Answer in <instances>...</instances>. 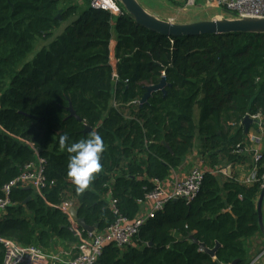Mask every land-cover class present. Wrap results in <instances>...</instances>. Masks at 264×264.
<instances>
[{
  "label": "trees",
  "instance_id": "obj_1",
  "mask_svg": "<svg viewBox=\"0 0 264 264\" xmlns=\"http://www.w3.org/2000/svg\"><path fill=\"white\" fill-rule=\"evenodd\" d=\"M138 2L152 12V4ZM117 4L122 14L113 18L87 2L0 0V196L38 159L45 176L38 192L10 191L0 238L46 254L60 246L68 252L78 245L79 228L60 208L63 202L75 203L78 218L99 232L117 218L110 200L119 215L133 220L139 201L167 180L198 141L208 170L196 196L189 203H166L130 246H106L96 264H248L247 242L261 232V190L258 183L238 182L235 174L214 172L244 164L237 151L245 143L246 116H257L264 129V34L164 37L137 25ZM59 29L18 68L36 42H47ZM162 79L164 89L141 104L146 89ZM69 105L80 121L70 116ZM86 128L100 133L105 151L102 170L79 193L59 138L79 141L90 132ZM189 234L207 249L218 244L215 258ZM3 256L0 244V264Z\"/></svg>",
  "mask_w": 264,
  "mask_h": 264
},
{
  "label": "built area",
  "instance_id": "obj_2",
  "mask_svg": "<svg viewBox=\"0 0 264 264\" xmlns=\"http://www.w3.org/2000/svg\"><path fill=\"white\" fill-rule=\"evenodd\" d=\"M86 1L90 8L106 11L113 18L122 14L116 0ZM197 1L185 0V4L190 8L197 6ZM203 2L208 8H217L228 13L229 19H264V0H203ZM183 6L185 5L183 4ZM167 21L173 23L172 19H167ZM250 118L258 119L257 116ZM247 150V146L243 143L242 146H238L237 153L242 155ZM261 159V152L255 151L251 156L249 168L244 169L243 164H238L236 180L246 186L258 183L262 191L264 189V165H260ZM203 178L204 170L196 167L189 170L185 179L172 183L170 189H164L160 183H156L155 188L139 201L140 212L133 220L119 215L115 206L116 201L110 200L109 207L117 215L115 222L100 232L75 229L79 242L68 252L55 251L46 254L36 247L21 246L14 241L0 238V244L4 251L2 264H96L106 246L113 245L119 249L130 246L145 221L154 218L169 201L180 199L189 203L198 193ZM44 183V161L38 159L35 163L27 164L17 178L1 189L0 214L11 205L9 194L13 188H29L38 192L44 187ZM72 207L76 208L72 201H65L60 206L66 212ZM75 226L78 227L76 224Z\"/></svg>",
  "mask_w": 264,
  "mask_h": 264
},
{
  "label": "water",
  "instance_id": "obj_3",
  "mask_svg": "<svg viewBox=\"0 0 264 264\" xmlns=\"http://www.w3.org/2000/svg\"><path fill=\"white\" fill-rule=\"evenodd\" d=\"M126 13L127 17L133 20L137 25L145 28L146 30L156 33L160 36L169 37V38H182V37H198L206 35H224V34H264V19H228L221 18L219 20H203L195 23H185V24H176L169 21L161 20L156 16L148 13L137 0H116ZM112 50V46H110ZM165 87V80L162 79L158 85L149 86L146 89V93L140 100V103L146 102L147 98L151 95L152 92L163 90ZM71 117H74L77 121H80V118L77 117L75 112L72 109V106L69 105L67 108ZM253 124H259V121L252 119L249 116H246L242 122V125L247 134L248 129ZM85 131H91L90 128H86ZM29 189V188H26ZM264 200V189L260 192L259 197L256 202V212L259 229L264 233L263 217H262V204ZM72 221L86 232H93L97 230V226H88L83 219L78 218L77 209L72 207L67 212ZM188 240L194 244H197L201 251L215 258L216 249L218 244L214 249H207L203 244L199 243L198 240L192 235L187 236ZM233 262L232 264H235Z\"/></svg>",
  "mask_w": 264,
  "mask_h": 264
},
{
  "label": "crops",
  "instance_id": "obj_4",
  "mask_svg": "<svg viewBox=\"0 0 264 264\" xmlns=\"http://www.w3.org/2000/svg\"><path fill=\"white\" fill-rule=\"evenodd\" d=\"M163 1L167 2V3L165 2L166 5L178 7V6H183V3L185 0H143L142 3L152 4V8L148 6L152 12L147 11V10L146 11L156 16L158 13V11L156 10V4L162 3ZM74 2L84 7L87 1L85 0V1L80 2L78 0H74ZM204 5L205 4L203 0L197 1V6L204 7ZM209 9L216 10V11L221 10L217 8H209ZM221 16L222 18H224V15H221ZM110 46H112V49L115 46V35L114 34H113V39L111 40ZM196 118L197 116L195 117V119ZM256 120L259 121V124L251 125L246 134L245 145L247 146L248 150L245 151L241 155V156H244L245 158V161L243 162L244 169L249 168V164H251V156L253 152L255 151L264 152V129L261 126V121L258 119ZM199 146H200L199 142L196 141L192 152L185 157L184 161L177 169L171 172L167 180L161 183V186L164 189H170L172 183H174L177 180L185 179L187 174L189 173V170L192 168L197 167V168H201L204 171L208 170L207 161L203 159ZM219 168L220 167L216 169H219ZM214 173L219 174L220 176H223V175L228 176L230 174H233V175L235 174L237 176L238 175L237 165L233 166V168L226 166L225 168H221V170L216 171ZM262 217H263V225H264V200L262 204ZM56 251H63V250L62 248H58V250ZM246 251H247V256H248V261H249L248 264H264V233L260 232V234H257L253 238L249 239L247 242Z\"/></svg>",
  "mask_w": 264,
  "mask_h": 264
},
{
  "label": "clouds",
  "instance_id": "obj_5",
  "mask_svg": "<svg viewBox=\"0 0 264 264\" xmlns=\"http://www.w3.org/2000/svg\"><path fill=\"white\" fill-rule=\"evenodd\" d=\"M59 146L70 154L67 175L76 186V191L83 193L89 189L95 174L102 168V154L105 151L104 140L100 133L91 130L85 138L72 142L67 134L59 138Z\"/></svg>",
  "mask_w": 264,
  "mask_h": 264
},
{
  "label": "rangeland",
  "instance_id": "obj_6",
  "mask_svg": "<svg viewBox=\"0 0 264 264\" xmlns=\"http://www.w3.org/2000/svg\"><path fill=\"white\" fill-rule=\"evenodd\" d=\"M142 2L141 0H138ZM166 1H163L162 3H157L156 10L159 13V19L167 21V19H172L173 23L176 24H185V23H195L203 20H219L222 18L221 15L213 16L215 14H221L220 10H212L209 9L207 6H192L187 7L184 1L185 6H169L166 5ZM159 7V8H158ZM224 15V14H223ZM225 17H228V14L225 15ZM61 30H55L53 33V37L48 39L47 42L39 40V43H35L33 51L23 60L21 63H19L18 68H20L24 63L30 61L33 59V57L36 55V53L40 50L43 44H49L54 37H56ZM197 116V113L195 111V117ZM61 248V246H60ZM58 250V248H57Z\"/></svg>",
  "mask_w": 264,
  "mask_h": 264
}]
</instances>
